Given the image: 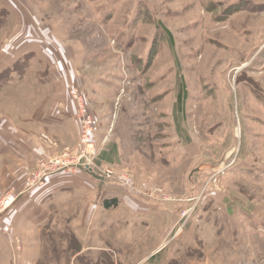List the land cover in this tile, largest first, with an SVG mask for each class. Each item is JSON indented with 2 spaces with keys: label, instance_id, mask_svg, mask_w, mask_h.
<instances>
[{
  "label": "rangeland",
  "instance_id": "1",
  "mask_svg": "<svg viewBox=\"0 0 264 264\" xmlns=\"http://www.w3.org/2000/svg\"><path fill=\"white\" fill-rule=\"evenodd\" d=\"M73 88L90 163L38 183L85 153ZM17 195L40 264H264V0H0Z\"/></svg>",
  "mask_w": 264,
  "mask_h": 264
},
{
  "label": "crops",
  "instance_id": "2",
  "mask_svg": "<svg viewBox=\"0 0 264 264\" xmlns=\"http://www.w3.org/2000/svg\"><path fill=\"white\" fill-rule=\"evenodd\" d=\"M104 161L110 162L106 158ZM17 204L19 203L17 202ZM16 205L14 206L15 209H11L0 217V227H6L11 233L13 231L11 235L8 231L0 229V264H40L42 254L36 244L38 235L33 231L21 232L20 225L26 219V216L24 217L20 215V212L18 213ZM14 239L20 240L21 244L23 243L21 251L10 249Z\"/></svg>",
  "mask_w": 264,
  "mask_h": 264
},
{
  "label": "built area",
  "instance_id": "3",
  "mask_svg": "<svg viewBox=\"0 0 264 264\" xmlns=\"http://www.w3.org/2000/svg\"><path fill=\"white\" fill-rule=\"evenodd\" d=\"M71 95L73 99L76 101L77 108H78V117L81 119L82 122V136H81V144L85 147V153L80 156V158L77 161H67L65 164L57 167L52 172H46L42 175V177L39 179L38 183L43 184L44 181L49 177V175H56L64 173L67 170H80L81 168L88 167V164L90 161L88 160V157L86 155H89L90 153L94 152V142L92 141L93 133H94V119L93 116L89 114L88 112V104L85 101L84 96L80 93V91L76 88H73L71 91ZM99 177L107 180V181H113V174L114 170L110 167H106V169L103 172L97 173ZM117 183V181H115ZM129 191L132 187H129V183L123 184ZM36 187V186H35ZM33 187L32 189H34ZM132 191V190H131ZM18 196L15 197H9L5 201L4 206L0 210V216L6 214L17 202H18Z\"/></svg>",
  "mask_w": 264,
  "mask_h": 264
},
{
  "label": "trees",
  "instance_id": "4",
  "mask_svg": "<svg viewBox=\"0 0 264 264\" xmlns=\"http://www.w3.org/2000/svg\"><path fill=\"white\" fill-rule=\"evenodd\" d=\"M117 202L116 201H112V202H107L106 203V208H111L112 206H116Z\"/></svg>",
  "mask_w": 264,
  "mask_h": 264
}]
</instances>
